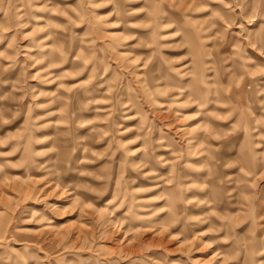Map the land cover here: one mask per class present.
<instances>
[{"label": "rangeland", "instance_id": "obj_1", "mask_svg": "<svg viewBox=\"0 0 264 264\" xmlns=\"http://www.w3.org/2000/svg\"><path fill=\"white\" fill-rule=\"evenodd\" d=\"M0 264H264V0H0Z\"/></svg>", "mask_w": 264, "mask_h": 264}]
</instances>
